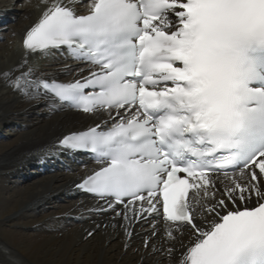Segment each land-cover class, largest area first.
<instances>
[{"label": "snow or ice", "instance_id": "snow-or-ice-1", "mask_svg": "<svg viewBox=\"0 0 264 264\" xmlns=\"http://www.w3.org/2000/svg\"><path fill=\"white\" fill-rule=\"evenodd\" d=\"M23 45H67L98 67L44 83L61 100L110 117L127 106L107 131L63 139L103 165L79 188L113 196L125 220L162 215L171 239L189 228L177 264H264V0H92L87 15L53 4ZM232 166L217 189L211 173Z\"/></svg>", "mask_w": 264, "mask_h": 264}, {"label": "bare ground", "instance_id": "bare-ground-1", "mask_svg": "<svg viewBox=\"0 0 264 264\" xmlns=\"http://www.w3.org/2000/svg\"><path fill=\"white\" fill-rule=\"evenodd\" d=\"M13 1L0 0V138L8 139L0 142V264H177L185 251L181 242L189 244V228L173 229L171 239L169 224L156 216L145 220L128 212L125 220V208L120 207L97 212L102 206L96 199L71 189L97 166L71 165L65 172L57 160L62 157L55 150L60 136L106 119L109 113L82 114L48 99L36 81L68 82L80 77L78 70L84 66L52 50L25 52L23 39L53 4L89 11L90 3L20 0L17 7ZM11 7L19 13H12ZM40 167H49L51 174L36 175ZM214 180L221 191L230 183L221 176ZM193 207L199 223V205Z\"/></svg>", "mask_w": 264, "mask_h": 264}, {"label": "rangeland", "instance_id": "rangeland-1", "mask_svg": "<svg viewBox=\"0 0 264 264\" xmlns=\"http://www.w3.org/2000/svg\"><path fill=\"white\" fill-rule=\"evenodd\" d=\"M24 1V0H23ZM13 3L15 4V6H17V7H20V5H21V3H20V0L18 1V0H14L13 1ZM0 8H1V6H0ZM12 9V13H14V14H16V13H19V9L18 8H16V7H11ZM5 129V128H4ZM6 130L7 131H9L10 130V128H6ZM6 140H8V139H2V138H0V142L1 141H6ZM26 175H27V172H26ZM19 178V177H18Z\"/></svg>", "mask_w": 264, "mask_h": 264}]
</instances>
